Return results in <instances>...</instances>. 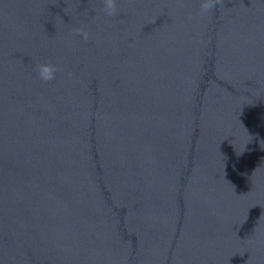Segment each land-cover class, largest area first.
Listing matches in <instances>:
<instances>
[{
	"label": "water",
	"instance_id": "water-1",
	"mask_svg": "<svg viewBox=\"0 0 264 264\" xmlns=\"http://www.w3.org/2000/svg\"><path fill=\"white\" fill-rule=\"evenodd\" d=\"M204 2L0 0V264H264V0Z\"/></svg>",
	"mask_w": 264,
	"mask_h": 264
},
{
	"label": "clouds",
	"instance_id": "clouds-1",
	"mask_svg": "<svg viewBox=\"0 0 264 264\" xmlns=\"http://www.w3.org/2000/svg\"><path fill=\"white\" fill-rule=\"evenodd\" d=\"M103 3H104V9L108 15H114L116 13V0H103ZM221 3H223V0H205V2L202 4V8L205 12H207L213 7H215L216 4H221ZM76 34L83 35L85 40L88 38L86 32L82 33L79 30H77ZM36 70L38 72L39 79L48 82L55 79L57 68L55 65L42 63L37 65Z\"/></svg>",
	"mask_w": 264,
	"mask_h": 264
}]
</instances>
